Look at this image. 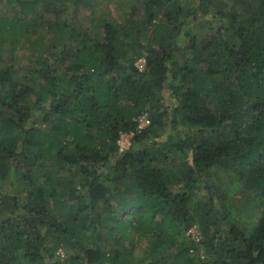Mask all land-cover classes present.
Masks as SVG:
<instances>
[{
	"label": "trees",
	"instance_id": "obj_1",
	"mask_svg": "<svg viewBox=\"0 0 264 264\" xmlns=\"http://www.w3.org/2000/svg\"><path fill=\"white\" fill-rule=\"evenodd\" d=\"M7 1L0 264H264V207L246 226L231 221L234 204L209 184L205 203L196 191L198 177L222 168L264 198V0H143L142 16L134 7L128 19L134 42L128 25L107 19L94 42L95 32L79 29L77 14L92 0ZM161 10L167 29L148 35L140 70L127 48L142 45ZM198 16L218 24L201 36L190 22ZM21 41L34 60L18 68L3 49ZM59 45L72 53L62 64ZM164 91L172 103H162ZM149 103L151 124L118 153L120 134L136 129ZM173 153L179 174L169 168ZM196 224L201 243L185 236ZM140 243L145 260L134 256ZM60 247L72 251L66 260L54 259Z\"/></svg>",
	"mask_w": 264,
	"mask_h": 264
},
{
	"label": "rangeland",
	"instance_id": "obj_2",
	"mask_svg": "<svg viewBox=\"0 0 264 264\" xmlns=\"http://www.w3.org/2000/svg\"><path fill=\"white\" fill-rule=\"evenodd\" d=\"M94 1H96V0H92V4H89L86 9H82L81 11L78 12L77 19L79 20V23H80V25H78L79 29L88 28V29H90L91 33L95 32V34H93V36L89 37V38H92L93 42H94L95 38L97 36H101L103 33L102 20L107 19V20L114 21L118 26H121V27H124V25H128L129 27H127V26L125 27V32H126V34L128 33L127 35L132 34L133 39L131 38L130 42H134V38H135L134 34H136V32H135L136 28H133L134 25L130 26V22L128 19L130 18V12L132 11V8H134V7H136L137 10L139 11L138 16L139 17L142 16V13H143L142 8H143L144 1L143 0H97L100 4H97L96 3L97 1L96 2H94ZM188 1L189 0H180V3L186 5V3ZM218 1H221V0H218ZM193 5H194V3H193ZM0 8L2 9V12L6 13L7 15H11L14 11L13 5L11 3H9L7 0H4L0 4ZM136 22H138V20ZM190 22L193 23V27H195V31L201 36L205 35V33L210 31L211 27H214L218 24L216 22H213V23L209 22L207 19H204L200 16H198L197 20L191 19ZM219 24L222 25L223 22L222 23L220 22ZM167 26H168L167 16L164 14V11L161 10L158 17L155 18V20L153 21V24H150L147 27V29H145V32L141 37L142 45H140L138 43L137 44L134 43L132 46L127 45L128 46V48H127L128 54L133 55L135 57V60H134L135 65H136V63H138L139 59L147 57L146 47L153 40V38H150V41H148L146 43V41L148 39V35H151V33L155 32L154 38L159 39L165 33ZM77 38H78V36L75 34L73 36V45L74 46L79 40V38L78 39ZM184 41H187V40L184 39ZM57 44H59V42H57ZM135 44H136V47L134 46ZM31 47H32L31 45L25 43L24 41H21L18 43L16 42L15 45H13V43L7 42L5 44L4 49H3L4 56H5V58H8V59H9V57L14 56L15 57V65L18 68L29 66V65L33 64L32 61L34 60V58L32 57V54H31V52H32ZM132 47H134L135 50L131 49ZM62 51H63L62 47H60V45H59V47L57 46L55 53L57 56L58 55L60 56L59 62L61 64L64 61H66V59L72 55L71 48L69 50H66L65 52H62ZM40 52L43 53V51H41V50H40ZM145 67H144V69H145ZM22 73H24V70L19 72V74H22ZM162 94H163V96L161 97V99L163 98L162 103H164L166 105V104L173 102L168 91H164V92H162ZM155 99H153L154 101H152V103H155ZM151 105L152 104L149 103L148 105L143 107L140 114L135 117V120L137 121L139 116L142 115L143 113H148L149 115H151V113H150ZM121 135H123V136L127 135V139H130L132 137L130 139L132 143H133V139H134L133 137L136 136V134L134 136H132V134L129 131H124L120 134V136ZM117 145H118V141H117ZM118 153H122L119 150V146H118ZM168 155H169V153H168ZM169 157L171 160L170 163L172 162V164L169 167L172 169L171 173L175 172V173L179 174L181 172L180 165L182 164L181 156L179 154L173 153ZM206 174L207 175H205V177H202V176L198 177L197 185H199V188L197 187L196 191H198V193H199L198 196H200V201L205 203L206 200H208L210 197V192L208 191L207 188L204 187V185L207 183L211 187H213L217 196L225 198V201L228 205L231 206V204H234L235 210H233L231 207H229V208H231V209H229V210H231V216H230L231 221H233L235 223L243 222L246 226H248V225L254 224L258 220L260 213H261V210L264 207V198L262 195H257L254 192L245 190L243 187V184L239 180H237V179L233 180V176L231 177L230 174L226 173L225 170L222 168H219L217 170L212 169L211 171H209ZM39 181L42 182L43 178L40 177ZM175 185H176V187H179V186H181V183H178ZM28 187H30V186H28ZM25 193L26 192H24V194ZM216 207L219 210L221 209L220 202L216 203ZM225 223L230 224L231 222L229 221V222H225ZM197 226L199 228V225H197ZM212 227H213L212 230H215L216 226L213 225ZM199 230H200V232L202 231L201 228H199ZM185 236L187 237V240L190 239L186 235V232H185ZM202 239L203 238H202V232H201V240ZM200 243H201V241H200ZM71 252L72 251L68 248L66 249V248L60 247L57 249L54 259L66 260L68 258V256L71 255ZM147 252H148L147 251V244L146 243H140L134 251V256L137 259H144L145 260V258H148ZM201 253L202 254L206 253L207 257H211L210 253L207 250V247H205L203 245H201ZM52 260H53V258L50 261H52ZM50 261H48V262L50 263ZM32 264H34V263H32Z\"/></svg>",
	"mask_w": 264,
	"mask_h": 264
},
{
	"label": "built area",
	"instance_id": "obj_3",
	"mask_svg": "<svg viewBox=\"0 0 264 264\" xmlns=\"http://www.w3.org/2000/svg\"><path fill=\"white\" fill-rule=\"evenodd\" d=\"M146 63H147V60H146V57H144V58L139 59L138 63H136V66L140 70H143L144 67L146 66ZM150 124H151L150 115L148 113H143L142 115L139 116V118L137 120L136 129L131 130L129 132L132 134V136H134L135 134H139L140 132H142ZM130 139H127V135H124V136L121 135L120 136V138L118 139V146H119L120 152H125L126 150H128L131 147L132 142ZM186 235L188 237L194 239L197 242L201 241V232H200L197 225H194V226L190 227L189 229H187Z\"/></svg>",
	"mask_w": 264,
	"mask_h": 264
}]
</instances>
